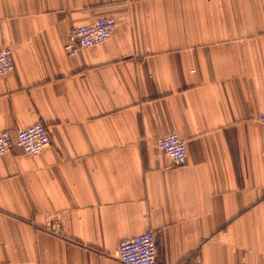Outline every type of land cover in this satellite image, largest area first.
I'll return each mask as SVG.
<instances>
[{"label":"crops","instance_id":"0c3cea01","mask_svg":"<svg viewBox=\"0 0 264 264\" xmlns=\"http://www.w3.org/2000/svg\"><path fill=\"white\" fill-rule=\"evenodd\" d=\"M4 46L0 131L42 119L51 145L0 156V264H123L147 230L159 264H264V0H0Z\"/></svg>","mask_w":264,"mask_h":264},{"label":"built area","instance_id":"2783aa9c","mask_svg":"<svg viewBox=\"0 0 264 264\" xmlns=\"http://www.w3.org/2000/svg\"><path fill=\"white\" fill-rule=\"evenodd\" d=\"M117 26L118 19L115 16H101L92 23L74 26L69 32L66 50L72 56L84 48L108 41ZM14 69L13 48L0 47V74ZM259 120L264 125V109L259 114ZM157 144L176 165L187 163V143L179 132L172 131L160 136ZM50 145L48 126L42 119L26 127L0 131V156L13 146H20L28 154H37ZM117 259L123 264H159L157 232L147 230L122 240Z\"/></svg>","mask_w":264,"mask_h":264}]
</instances>
